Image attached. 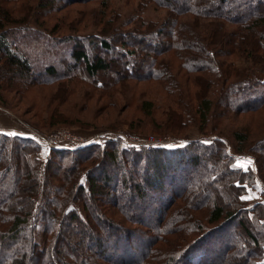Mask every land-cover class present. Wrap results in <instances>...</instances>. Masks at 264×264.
<instances>
[{"label": "trees", "instance_id": "1", "mask_svg": "<svg viewBox=\"0 0 264 264\" xmlns=\"http://www.w3.org/2000/svg\"><path fill=\"white\" fill-rule=\"evenodd\" d=\"M57 1L37 0V9ZM73 1L86 0H63ZM109 1L97 0L112 9ZM150 1L170 16L160 21L138 18L134 23L122 22L126 28L93 35L98 39L96 48L115 50L124 58L120 69H114L110 57L90 56L81 40L72 44L69 53L77 64L73 66L62 60L64 54L55 55L44 44L48 40L36 41L43 37L39 31L17 38V32L29 30L31 16L37 20L34 9L23 3V12L17 11L1 0L0 72L12 70L22 81L21 90L27 84L77 77L94 82L101 71L109 70L119 82L158 80L178 105L168 109L166 117L172 119L166 125L178 130L195 123L203 134L210 121L214 124L229 114L264 107L263 79L254 70L236 71L232 65L244 56L253 68L264 71V0ZM103 23L105 30L112 20ZM40 24L50 31L47 34L57 29ZM204 39L206 44L201 43ZM215 47L220 50L217 54ZM167 52L173 55L171 60L162 57ZM44 53L59 60L65 70L44 62L49 59ZM174 68L185 83L201 87L194 112L183 101L185 93ZM232 76L243 77L231 80ZM102 83L96 80L94 86ZM7 84L14 86L8 78L3 85ZM3 85L0 81V88ZM67 85L61 82L60 90ZM141 104L149 111L150 101ZM217 108L221 112L212 115ZM232 138L235 152H241L248 136L236 130ZM40 145L35 137L0 131V264H39L40 260L58 264L57 259L61 264H82L84 251L85 264H264V205L247 206L241 198L245 183L253 181L248 172L233 166L220 133L210 142L188 139L177 146L146 148L114 136L84 146H56L49 150L51 156L43 168ZM251 152L264 181L258 156L264 155V139L253 142ZM213 183L220 184L219 189L226 184L232 192L229 200L210 198L213 191L207 187ZM70 225L76 226L74 231ZM223 228L228 229L226 236L215 237ZM65 231L76 239L59 247ZM141 234L147 240L136 244V239L144 237Z\"/></svg>", "mask_w": 264, "mask_h": 264}, {"label": "rangeland", "instance_id": "2", "mask_svg": "<svg viewBox=\"0 0 264 264\" xmlns=\"http://www.w3.org/2000/svg\"><path fill=\"white\" fill-rule=\"evenodd\" d=\"M6 1L7 2H4L5 6L22 12L21 5L23 3H29L31 6L30 8L34 9L35 17H37L36 20L31 16L28 22L29 30L17 32V38H21L23 34L35 32V30L39 31L43 37H40L41 39H36V41L43 43V39L48 40V42L44 44L52 48L50 50H52L55 55L64 54L65 57L62 60H65L66 63L73 66L77 64L69 57V53L72 44L77 40H81L80 43L82 44V48L90 56L95 53L99 55L106 54L112 59L111 64L113 68L120 69L121 64L124 62V58L115 50L105 52L102 49L96 48L95 46L98 43V39H95L93 35H97L98 32L102 34H106V32L112 33L114 29L126 28L128 26L123 25L122 22L124 23L131 20V22L134 23L138 18H143L146 21H160L163 18L164 20L166 19V14L170 16V13H166L165 9L157 8L150 0H110L108 3L112 9L105 8L102 4H98L97 0H86L82 2L73 1L72 3H64L63 0H58L54 6H47L42 9H37V0H32L30 2L29 0ZM228 1L232 2L233 0ZM101 8H105L106 10L102 21L99 19L102 17L100 13L102 10ZM110 12H112V15L109 14ZM109 19L112 20V25L102 30L101 28L106 24L103 22ZM192 19L194 18L192 17ZM42 21L45 22L49 29L55 28L51 27L52 25L56 26V31H53L54 33L52 35L47 34L50 31L46 30L40 24ZM57 23H59V25ZM68 37L71 38L68 39ZM151 40H153V38ZM201 43L206 44L205 39ZM44 44L42 45L44 46ZM36 45L38 44H30L32 47ZM215 49V53H219L220 50L216 47ZM36 54H38V52H36ZM44 54L49 57L48 61L44 62L55 64L59 71L65 70L66 66L57 62L59 60H54V58L47 53ZM162 57L171 60L173 55L167 52L163 53ZM201 57L203 58V56ZM36 62L38 63L39 61ZM146 63H148V61H146ZM232 65L236 68V71L243 68L254 70L256 75L260 76L264 81V71L253 68L252 62L244 56L236 58ZM143 68H145L143 70H148L145 66ZM172 70L178 76V83L184 90L185 96H181L184 103L188 104L186 107L188 109L190 107V110L192 109L194 112L197 101L196 94L201 91V87L196 84L185 83L184 79L181 78V74L177 73L176 68ZM222 70L224 71V68H222ZM190 73L196 76L200 74L199 71H196V74L194 71ZM113 74L114 72L111 70L107 73L101 71L95 79V81L102 80L103 82L102 86L99 88L94 86L95 81L92 82L93 80H91V83L86 80L82 81V79L77 77L72 80L65 79L61 81L60 79L48 84H27V87L21 90L23 88L19 86V83L22 81L17 78L12 70L7 69L6 74L0 72V81L3 85L7 78L11 79V81L14 82V86L7 84L0 88V104L7 105L12 111L0 107L6 110L20 125L23 133L21 134L22 136L35 137L39 143L43 135L56 128H65L74 133L92 138L100 134L103 138L115 134L114 137L121 138L125 144H128L127 141L124 137L116 135L117 132H125L126 134L141 138L148 135H155L164 140L171 141L165 144L166 146L184 145L188 139L210 142L213 137H217L218 133H220L221 139L225 143L226 151L233 157V166L244 172H248L253 181L252 184L245 183V189L241 198L246 202L247 206H251L255 202H261L264 205V181L259 177L258 167L254 155L251 152L253 142L258 143L259 140L263 141L264 139V107L254 111L229 114L228 116L219 118L217 121L218 124L215 120L214 124L213 121H210L209 125L205 126L207 129H205L204 134L200 132L198 125L195 123L183 127L182 129H172V127L166 125V122L172 119L170 116L166 117V113L169 115L171 111L168 109H178V105L172 100V97L170 98V94H168L158 80H123L119 82L113 79ZM241 77L243 76H238L237 78L232 76L230 79L238 80ZM61 82L67 83L68 85L64 86L66 88L63 87V89L61 88L60 90ZM199 82L201 84V81ZM217 98L219 97L217 96ZM143 100L150 101L149 111L144 110L141 104ZM52 110H55L53 114L51 112ZM219 111L221 112L218 108L216 110L213 109L212 115ZM54 114L56 118H53ZM52 122L59 123L51 126ZM34 124L39 126V128ZM218 129L222 132H218ZM236 130L248 136V139L242 143L244 146L239 153L235 152L234 140L232 138L233 132ZM7 134L11 135V133ZM40 147L39 166L43 168L45 161L51 155L50 151L45 152L42 143ZM258 156L260 157L262 173L264 174V155L260 152ZM114 172L113 176L116 178L118 173H116V171ZM219 185L218 183H213L212 187H207L213 191L210 198L217 195L220 200H229L232 192L226 190V184H221L222 189H219ZM215 188L216 191H214ZM225 195L227 199L224 198ZM37 227L40 230L42 225L38 224ZM69 228L74 231L76 226L70 225ZM250 228L254 230L252 225ZM103 232L107 233L105 230ZM227 232L228 229L223 228L220 233H215V237L218 234L222 237L226 236ZM141 235L144 236V234ZM75 239L76 235L65 231L63 238L59 239L57 244L59 247H63L65 243L74 241ZM146 240V236L140 237L136 239L135 243L141 244L143 242L144 244ZM133 247H136V245ZM84 254L85 251L81 258L82 264H85L86 260ZM57 262L61 264L58 259ZM39 264H43L42 260L39 261Z\"/></svg>", "mask_w": 264, "mask_h": 264}, {"label": "built area", "instance_id": "3", "mask_svg": "<svg viewBox=\"0 0 264 264\" xmlns=\"http://www.w3.org/2000/svg\"><path fill=\"white\" fill-rule=\"evenodd\" d=\"M114 135L111 134L110 136H114ZM116 135L124 137L128 144L136 145V146L143 145L146 148L165 145L171 142L169 140H164L155 135H148L143 138L138 136H133L131 134H126L125 132L124 133L117 132ZM104 138L102 137L101 134L95 135L92 138L82 134L74 133L73 131L65 128H56L53 129L51 132L43 135L41 138V143L43 145V149L45 150V152H47L51 148L56 146L77 147V146L88 145L91 143H101Z\"/></svg>", "mask_w": 264, "mask_h": 264}, {"label": "crops", "instance_id": "4", "mask_svg": "<svg viewBox=\"0 0 264 264\" xmlns=\"http://www.w3.org/2000/svg\"><path fill=\"white\" fill-rule=\"evenodd\" d=\"M0 131L11 134H23L20 125L10 114L0 107Z\"/></svg>", "mask_w": 264, "mask_h": 264}]
</instances>
